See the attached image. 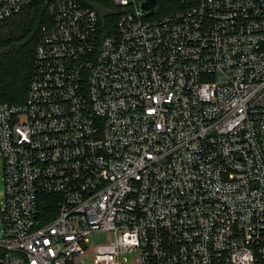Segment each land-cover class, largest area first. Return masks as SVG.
I'll use <instances>...</instances> for the list:
<instances>
[{
	"label": "built area",
	"instance_id": "2783aa9c",
	"mask_svg": "<svg viewBox=\"0 0 264 264\" xmlns=\"http://www.w3.org/2000/svg\"><path fill=\"white\" fill-rule=\"evenodd\" d=\"M0 0L47 12L0 103V264L264 262V0ZM159 7V5H158Z\"/></svg>",
	"mask_w": 264,
	"mask_h": 264
},
{
	"label": "trees",
	"instance_id": "16d2710c",
	"mask_svg": "<svg viewBox=\"0 0 264 264\" xmlns=\"http://www.w3.org/2000/svg\"><path fill=\"white\" fill-rule=\"evenodd\" d=\"M170 1L159 0L156 12H165L164 7ZM46 19L47 12L39 3L0 19V103L24 101L34 69L38 33Z\"/></svg>",
	"mask_w": 264,
	"mask_h": 264
},
{
	"label": "rangeland",
	"instance_id": "374dc122",
	"mask_svg": "<svg viewBox=\"0 0 264 264\" xmlns=\"http://www.w3.org/2000/svg\"><path fill=\"white\" fill-rule=\"evenodd\" d=\"M2 173H3V160L0 156V207L3 203V181H2ZM113 232L109 230L104 231H95L88 235V241L85 243L87 245L85 252L80 254L78 258L80 259V264H94V257L96 252V247L108 243L111 239H113ZM125 257L127 258L129 264H135L137 259V254L135 252H126ZM259 264H264L263 262Z\"/></svg>",
	"mask_w": 264,
	"mask_h": 264
},
{
	"label": "water",
	"instance_id": "95a60500",
	"mask_svg": "<svg viewBox=\"0 0 264 264\" xmlns=\"http://www.w3.org/2000/svg\"><path fill=\"white\" fill-rule=\"evenodd\" d=\"M158 0H141L139 2V9L142 16H149L154 13V7Z\"/></svg>",
	"mask_w": 264,
	"mask_h": 264
}]
</instances>
